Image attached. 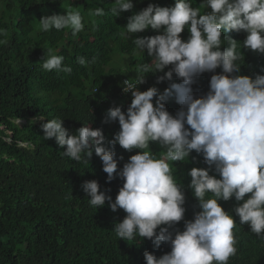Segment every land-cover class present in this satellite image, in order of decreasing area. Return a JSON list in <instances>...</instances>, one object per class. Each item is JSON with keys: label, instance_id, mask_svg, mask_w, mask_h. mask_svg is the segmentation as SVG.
Returning a JSON list of instances; mask_svg holds the SVG:
<instances>
[{"label": "clouds", "instance_id": "clouds-1", "mask_svg": "<svg viewBox=\"0 0 264 264\" xmlns=\"http://www.w3.org/2000/svg\"><path fill=\"white\" fill-rule=\"evenodd\" d=\"M114 2L116 7L111 11L116 16L134 7L133 0ZM204 6L211 11L201 14L188 0H175L171 7L150 3L129 18L127 33L144 32L149 27L160 33L133 39L137 49L147 50L153 58L139 70L148 72L154 67L153 72H163L171 65L158 82L171 80L175 73L182 83H172L154 102L157 88L140 91L135 84L125 81L122 94H131L133 99L127 113L119 107L108 110L106 122L118 120L120 125L110 144L112 148L119 144L129 152L141 151L132 155L119 172L117 153L103 146L102 129L84 125L70 134L64 120L46 122L45 117L29 120L43 129L44 140L55 138L61 148L66 146L65 156L75 161L85 157L89 160L94 150L102 160L108 181L117 175L123 179V185L110 193L104 190L118 194L114 202L95 180L84 182L82 188L91 206L101 208L108 201L113 212L124 210L125 218L114 229L120 239L131 241L139 235L153 241L157 248L162 242L171 245V251L159 258L145 251L146 262L141 264H228L229 258L236 254L233 233L236 220L219 201L233 197L242 201L234 209L239 223L249 225L251 232L264 240V75L257 74L254 79L233 75L240 71L236 63L240 54L237 41L229 35L233 31L245 32L243 47L264 54V0H204ZM92 15L102 16L104 10L96 8ZM186 27L190 32L187 41L181 37ZM39 28L42 31L70 28L75 36L84 24L81 13L69 6L66 14L41 18ZM6 35L7 31L0 29V36ZM222 36L230 45L224 50H221ZM3 43L6 41L0 39V44ZM63 60V56L48 49L35 68L71 73V67H62ZM77 60L82 66L87 64L84 57ZM217 68L222 73L211 76L207 95L202 96L199 90L193 94L191 86L195 78L205 72L214 73ZM144 81L145 77H141L139 84ZM96 88L93 83L83 89L89 96L91 92L96 94ZM173 93L180 109L175 116L165 106ZM94 111L91 106L90 113ZM149 142V151H143ZM158 143L166 149L159 158L152 151L159 149ZM193 150L203 154L209 169L192 168L188 173L189 187L201 211L184 226L181 221L186 212L185 194L175 179L173 167L180 165L178 161L189 157ZM212 166L220 178L210 175ZM208 193L212 198H206ZM246 194L250 195L246 198ZM184 227V231H178Z\"/></svg>", "mask_w": 264, "mask_h": 264}, {"label": "trees", "instance_id": "trees-1", "mask_svg": "<svg viewBox=\"0 0 264 264\" xmlns=\"http://www.w3.org/2000/svg\"><path fill=\"white\" fill-rule=\"evenodd\" d=\"M188 2L201 14L211 11L204 6V0ZM150 3L171 7L175 0H133V9L119 16L111 11L116 7L114 0H0V29L7 31L6 36H0L6 41L0 44V264H141L146 262L145 251L157 258L171 251L169 243L162 242L157 248L153 241L139 235L131 241L120 239L114 229L125 218L124 210L113 212L108 201L101 208L91 206L82 185L95 180L102 192L110 193L123 185V179L117 175L109 182L94 150L89 160L85 157L75 161L64 155L66 146L61 148L55 138L44 140L43 129L29 123L35 117H45L46 122L64 120L70 134L84 125L102 129L103 146L117 153L118 172L122 170L129 158L141 151L129 152L119 144L115 148L110 144L120 125L118 120L106 122L108 110L119 107L127 113L133 99L131 94H122L125 81L140 91L157 88L154 102L172 83H182L175 73L171 80L158 82L171 65L163 72H153L154 67L148 72L139 70L153 58L147 50L137 49L133 39L160 33L149 27L132 34L125 27L131 16ZM69 6L81 13V32L74 36L70 28L40 30L41 18L66 14ZM96 8H102L104 15H92ZM229 35L237 41L240 54L236 62L240 71L233 75L253 79L257 74L264 75V54L243 47L247 34L233 31ZM181 37L185 41L190 37L187 27ZM221 40V50L230 46L223 36ZM48 49L64 57L62 67H71V73L35 68ZM78 57H84L87 64H79ZM219 73L221 68L197 76L191 86L193 94L199 90L202 96L207 95L211 76ZM141 77L145 81L139 84ZM93 83L97 92L87 96L83 88ZM177 104L175 93L165 101L173 116L180 110ZM91 106L95 108L93 114ZM158 146L152 150L157 158L166 152L159 143ZM149 149L150 142L143 151ZM178 162L180 165L174 166L173 172L185 194L186 212L181 221L185 226L201 211L189 187L188 173L192 168L209 169V165L203 154L195 150ZM210 175L220 178L215 166L210 168ZM109 193L106 195L114 202L118 194ZM206 198H212V194ZM219 203L236 220V254L228 264H264V240L252 233L249 225L240 224L235 214V207L242 201L233 197ZM184 230L185 227L178 231Z\"/></svg>", "mask_w": 264, "mask_h": 264}, {"label": "rangeland", "instance_id": "rangeland-1", "mask_svg": "<svg viewBox=\"0 0 264 264\" xmlns=\"http://www.w3.org/2000/svg\"><path fill=\"white\" fill-rule=\"evenodd\" d=\"M44 42H45V40H42V41H41V44H43ZM1 128L3 129V127H1Z\"/></svg>", "mask_w": 264, "mask_h": 264}]
</instances>
